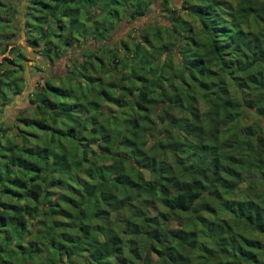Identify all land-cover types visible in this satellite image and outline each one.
Here are the masks:
<instances>
[{
    "label": "trees",
    "instance_id": "1",
    "mask_svg": "<svg viewBox=\"0 0 264 264\" xmlns=\"http://www.w3.org/2000/svg\"><path fill=\"white\" fill-rule=\"evenodd\" d=\"M156 1L0 0V264H264V0Z\"/></svg>",
    "mask_w": 264,
    "mask_h": 264
},
{
    "label": "rangeland",
    "instance_id": "2",
    "mask_svg": "<svg viewBox=\"0 0 264 264\" xmlns=\"http://www.w3.org/2000/svg\"><path fill=\"white\" fill-rule=\"evenodd\" d=\"M171 1H176V0H171ZM153 7V12H155L156 14V17H157V20L158 19H161L160 17V7L158 5V0L152 5ZM152 10V8H151ZM151 14V18L152 20H156L153 18V15L152 13H150V11L147 13V15L149 16ZM146 16H143L141 17L140 19L143 20L142 22H150V20H148L149 18ZM155 16V14H154ZM120 26L121 27H118L116 28V32L114 33V35H112V39H116L120 36H122L124 34L125 31L128 30L127 27H125V24L123 23V21L120 23ZM128 26V25H126ZM123 29V31H121ZM121 31V32H120ZM18 41H19V44H24V41L21 37L18 38ZM26 50H27V56H26V64H27V68L25 70L26 74H28L29 71H31L29 68L31 66V64H35V63H38L41 68H42V71H39V72H32L31 75H28V79H27V87L24 88V90H22L21 93L19 94H16L13 96L11 102L5 106V107H9V111H7V114L8 113H12L14 110L18 109L19 107H21L25 102V94L26 92L34 85L35 81L37 80V78H39L40 74H45V73H48V72H52V73H55V71L60 67V63L59 65L55 64V61H52V62H45L40 56H38L35 52H31L29 50V47H26Z\"/></svg>",
    "mask_w": 264,
    "mask_h": 264
}]
</instances>
